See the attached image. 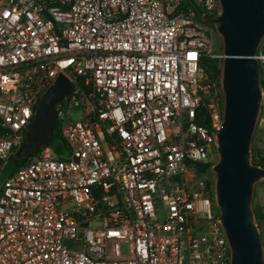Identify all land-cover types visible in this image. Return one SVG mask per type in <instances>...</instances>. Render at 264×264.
<instances>
[{"label": "built area", "instance_id": "2783aa9c", "mask_svg": "<svg viewBox=\"0 0 264 264\" xmlns=\"http://www.w3.org/2000/svg\"><path fill=\"white\" fill-rule=\"evenodd\" d=\"M220 12L219 0H0V264H231L197 167L223 122L203 67L223 57L205 22ZM60 75L68 154L42 145L4 176Z\"/></svg>", "mask_w": 264, "mask_h": 264}, {"label": "water", "instance_id": "95a60500", "mask_svg": "<svg viewBox=\"0 0 264 264\" xmlns=\"http://www.w3.org/2000/svg\"><path fill=\"white\" fill-rule=\"evenodd\" d=\"M221 12L213 24L223 41L221 87L223 122L217 130L219 161L214 200L230 245L231 264H264V243L252 206L254 188L264 179V167L253 163V139L262 113L264 86L256 54L264 39V0H219ZM72 90L60 75L40 99L29 127V141L13 161H28L48 144L59 106Z\"/></svg>", "mask_w": 264, "mask_h": 264}, {"label": "trees", "instance_id": "16d2710c", "mask_svg": "<svg viewBox=\"0 0 264 264\" xmlns=\"http://www.w3.org/2000/svg\"><path fill=\"white\" fill-rule=\"evenodd\" d=\"M262 46L264 48V44ZM221 61L222 59L220 58H210V57L205 58L203 60V67L205 68L211 81L215 84L217 90L219 91V98H220V102L222 105L223 104V93H222V87H221V76H222V66L220 65ZM262 83L264 86V73H262ZM200 123L205 124V125L208 124L207 121H200ZM28 141H29V135L27 133L23 144L20 146L19 149L15 151V154H19L24 144H26ZM48 145L52 146L55 149V152L60 158H63L64 156L68 154V147H67L65 140L63 139L62 129L60 128L58 121L53 130V135ZM252 150H253V163L264 167V152L262 151V149H259L253 145ZM34 157L35 155L32 156L28 161H13V159L11 158L7 163V166L3 172V175L8 176L9 174L16 172L19 168L23 167L28 162H30ZM214 164L215 163H212V162L199 164L197 166L199 173L203 175L211 173V168ZM207 182H208V185L213 189L214 182L209 181V180H207ZM254 210L256 214V220L260 228L261 226H264V207L255 206Z\"/></svg>", "mask_w": 264, "mask_h": 264}, {"label": "rangeland", "instance_id": "374dc122", "mask_svg": "<svg viewBox=\"0 0 264 264\" xmlns=\"http://www.w3.org/2000/svg\"><path fill=\"white\" fill-rule=\"evenodd\" d=\"M208 26L213 31L214 51L216 53H222L223 54V41H222L221 36L219 35V33L217 32L216 28L213 25H208ZM263 44H264V39H263L261 45H263ZM220 65L222 66V61L220 62ZM261 70H262V73H264V64L263 63H261ZM262 113H264V101H263V106H262ZM70 117H71V120L76 121L78 119V111L73 110L72 113L70 114ZM253 145L259 149H262V151L264 152V122L260 121V119H259L256 131L254 134ZM218 161H219V154L216 151V153L212 155L210 162L216 164ZM204 176L206 177L207 180L215 183L216 174L214 173V171L212 169H211V173H208ZM213 189H214V187H213ZM252 206H253V208L255 206L264 207V179L260 180L255 185L253 199H252ZM159 218L162 219L163 214H160ZM260 232L262 234L263 243H264V226L260 227ZM120 248H121V253L123 256H128L130 254L129 244L123 242L120 244Z\"/></svg>", "mask_w": 264, "mask_h": 264}]
</instances>
